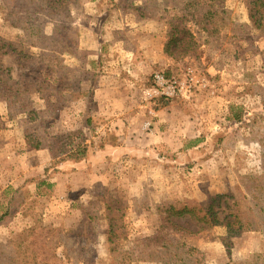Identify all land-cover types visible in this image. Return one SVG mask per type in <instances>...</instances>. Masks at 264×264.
Returning <instances> with one entry per match:
<instances>
[{
	"label": "rangeland",
	"instance_id": "rangeland-1",
	"mask_svg": "<svg viewBox=\"0 0 264 264\" xmlns=\"http://www.w3.org/2000/svg\"><path fill=\"white\" fill-rule=\"evenodd\" d=\"M249 1L224 0L232 22L214 37L215 47L202 46L184 57L164 53L167 21L197 0H182L177 7L169 0L71 3L75 44L61 57L79 69L81 82L79 88L57 94L51 89L58 106L46 129L56 134L81 128L89 152L80 161L56 163L47 149H32L26 143L29 152L17 150L25 140L22 116L6 107L0 86V213L8 201L4 190L17 189L10 202L12 213L0 225V243L36 222L60 228L58 252L68 264H114L121 246L114 253L109 250L115 243L107 242L109 219L115 225L113 238L121 243L124 233L126 243L157 230L160 215L155 207L163 200L198 205L231 191L236 207L246 210L251 198L247 174L264 170V147L253 126L247 125L254 113L264 111L262 57L257 51L232 59L235 51L240 53L236 44L241 42L233 37L236 23L249 22ZM189 16L183 21L194 31L199 22ZM254 35L257 49H264V34ZM0 36L35 55L48 51L46 42L30 38L1 14ZM2 62L13 67L15 77L23 71L12 52ZM29 70L36 73L37 66ZM156 73L166 81L184 83L188 92L162 94ZM38 96L39 92L34 96L37 106H44ZM161 97L168 100L163 105ZM236 111L243 121L233 120ZM88 217L96 222L88 224L89 233L97 234L91 242L83 235ZM186 225L191 233H180L181 239L197 247L206 264H227L264 251L262 231L230 235L223 225L201 230L191 221ZM5 259L0 258V264ZM133 264L167 260L157 255Z\"/></svg>",
	"mask_w": 264,
	"mask_h": 264
},
{
	"label": "trees",
	"instance_id": "trees-1",
	"mask_svg": "<svg viewBox=\"0 0 264 264\" xmlns=\"http://www.w3.org/2000/svg\"><path fill=\"white\" fill-rule=\"evenodd\" d=\"M169 1L177 7L182 0ZM197 1L198 4L187 5L192 10L182 6L179 11L170 15L164 44V53L167 56L191 55L202 46L212 50L215 47L214 37L219 35L221 28L231 24L230 15L223 5L224 0ZM76 2L77 0H0V14L4 21L20 27L35 41L47 43L48 51H40L35 55L26 51L23 44L7 42L0 36V86L5 89L2 96L5 98L6 107L15 109L22 116L28 146L36 150H49L56 163L80 161L87 157L90 148L88 137L81 128L56 134H49L46 129L49 118L53 117L58 106V100L52 99L55 93H51V89L55 88L57 94L71 87H80L79 69L68 66L61 57L63 53L72 52L75 44L72 39L74 29L70 27L69 6ZM248 4L249 22L236 23L238 32L233 37L237 42H241L236 44L240 53L235 51L232 59L235 60L240 55L241 58H246L248 52L258 51L262 57L264 71V49H257L254 35L255 31L264 34V0H250ZM181 11L182 16L177 14ZM191 14L199 22L194 31L184 23L188 18H192L186 17ZM239 30L243 33L239 34ZM11 52L14 54L17 68L21 71L23 69L18 77L13 75L12 66L2 62L3 57ZM37 60L38 64H35ZM33 65L37 66L36 73L29 70ZM50 80L57 81V85L51 86ZM37 92L38 98L43 99L44 106H37L38 102L34 98ZM159 101H163V105L168 100L161 97ZM233 120L243 121V115L236 111ZM36 122H39V125H35ZM247 125L253 126L258 142L264 147V111L254 113ZM247 178L251 198L248 207L243 211L236 207V196L231 191L223 195H212L207 203L198 205L184 203L177 206L174 202L163 200L155 207V211L160 215L157 230L150 235L128 239L126 243L122 241L126 239L124 233L121 235V243L113 238L116 236L113 231L115 225L109 219L107 242L109 246L115 242L109 250L114 253L121 246V252L116 254L120 259L114 261V264L151 261L157 255L164 256L167 264H206L202 252L180 237V233H191L186 225L188 221L193 222L198 227L197 230L223 225L230 235L247 231L264 232V170L261 173L251 170ZM14 191L17 189L9 187L3 192L8 201L2 203L0 225L4 223L3 217L12 213L11 207L14 203L10 202L15 198ZM10 192L12 193L9 195ZM88 219L83 223V235L86 241L91 242L93 235L95 237L97 234L89 233L87 228L88 224L94 226L96 222L90 217ZM59 232V227L35 222L23 232L13 233L5 243H0V258H7L1 261V264H68L58 252ZM227 264H264V251L252 253Z\"/></svg>",
	"mask_w": 264,
	"mask_h": 264
},
{
	"label": "built area",
	"instance_id": "built-area-1",
	"mask_svg": "<svg viewBox=\"0 0 264 264\" xmlns=\"http://www.w3.org/2000/svg\"><path fill=\"white\" fill-rule=\"evenodd\" d=\"M154 76L157 83L162 87V91H160L162 94L170 96L175 93L185 94L188 92V86L184 83L179 84L176 83V81H166L164 80L163 75L160 73H156Z\"/></svg>",
	"mask_w": 264,
	"mask_h": 264
},
{
	"label": "crops",
	"instance_id": "crops-1",
	"mask_svg": "<svg viewBox=\"0 0 264 264\" xmlns=\"http://www.w3.org/2000/svg\"><path fill=\"white\" fill-rule=\"evenodd\" d=\"M24 140V139H23ZM17 150H19L20 152H29V147L27 146V144H26V142H25V140L23 141V144H22V146H21V149H18L17 148ZM15 153H16V151H14Z\"/></svg>",
	"mask_w": 264,
	"mask_h": 264
}]
</instances>
